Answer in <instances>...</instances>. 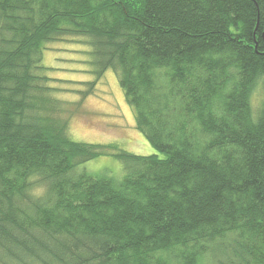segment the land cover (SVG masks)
Instances as JSON below:
<instances>
[{
	"label": "trees",
	"instance_id": "trees-1",
	"mask_svg": "<svg viewBox=\"0 0 264 264\" xmlns=\"http://www.w3.org/2000/svg\"><path fill=\"white\" fill-rule=\"evenodd\" d=\"M76 37L163 157L70 139L41 55ZM0 264H264V0H0Z\"/></svg>",
	"mask_w": 264,
	"mask_h": 264
},
{
	"label": "rangeland",
	"instance_id": "rangeland-1",
	"mask_svg": "<svg viewBox=\"0 0 264 264\" xmlns=\"http://www.w3.org/2000/svg\"><path fill=\"white\" fill-rule=\"evenodd\" d=\"M84 42L83 38L76 37L49 43L41 55L42 66L49 69L45 75L51 77L47 86L52 91L47 98L62 102L60 108L64 118H68L66 129L70 139L85 144L114 143L125 153L163 157L136 130L133 111L124 100L116 75L107 71L95 81L89 74L85 64L88 49ZM88 82H95L94 89L82 97L79 92L87 90ZM262 99V89L257 86L251 96L254 111ZM82 167L94 175L120 176L124 164L112 156H101Z\"/></svg>",
	"mask_w": 264,
	"mask_h": 264
}]
</instances>
